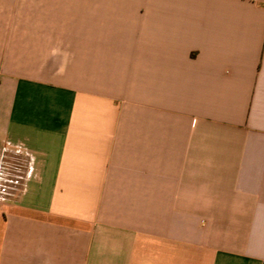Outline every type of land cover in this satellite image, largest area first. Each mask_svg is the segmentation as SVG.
Wrapping results in <instances>:
<instances>
[{
    "label": "crops",
    "instance_id": "0c3cea01",
    "mask_svg": "<svg viewBox=\"0 0 264 264\" xmlns=\"http://www.w3.org/2000/svg\"><path fill=\"white\" fill-rule=\"evenodd\" d=\"M0 264H264V0H0Z\"/></svg>",
    "mask_w": 264,
    "mask_h": 264
},
{
    "label": "rangeland",
    "instance_id": "374dc122",
    "mask_svg": "<svg viewBox=\"0 0 264 264\" xmlns=\"http://www.w3.org/2000/svg\"><path fill=\"white\" fill-rule=\"evenodd\" d=\"M24 1H25V0H24ZM24 6H26V5H24V4L21 5V10H23V7H24Z\"/></svg>",
    "mask_w": 264,
    "mask_h": 264
}]
</instances>
